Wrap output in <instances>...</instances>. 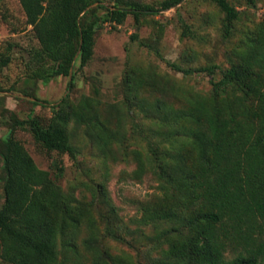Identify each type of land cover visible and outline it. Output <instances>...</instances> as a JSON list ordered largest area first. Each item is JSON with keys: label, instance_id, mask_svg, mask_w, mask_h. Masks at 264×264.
<instances>
[{"label": "rangeland", "instance_id": "1", "mask_svg": "<svg viewBox=\"0 0 264 264\" xmlns=\"http://www.w3.org/2000/svg\"><path fill=\"white\" fill-rule=\"evenodd\" d=\"M89 1L123 7L162 0ZM229 3L237 16L227 35L223 14L209 0H182L137 21L126 16L103 24L89 61L72 63L61 102L68 77L49 75L54 66L35 58L39 46L17 0H0V60L8 59L0 67V141L5 135L18 141L65 199L69 215L56 236L57 264H160L170 242L187 237L177 222L141 221L144 207L172 205L173 186L156 175L158 164L174 166L179 155L185 163L191 153L181 120L162 105L176 110L188 100L209 99L221 75H183L168 65L225 70L235 64L264 77V0ZM96 4L88 21L105 13ZM57 110L66 116L71 156L44 151L9 114L45 127ZM3 180L0 160V206ZM258 238L264 240V230ZM238 251L229 245L225 259Z\"/></svg>", "mask_w": 264, "mask_h": 264}, {"label": "trees", "instance_id": "2", "mask_svg": "<svg viewBox=\"0 0 264 264\" xmlns=\"http://www.w3.org/2000/svg\"><path fill=\"white\" fill-rule=\"evenodd\" d=\"M181 1L106 7L89 0H17L39 46L35 58L53 64L50 76L68 77L61 102L68 97L72 63L77 58L82 67L89 61L93 37L103 24H120L126 16L137 21ZM209 1L223 14L227 35L236 10L230 0ZM94 3L105 13L88 21V15L95 16L89 9ZM7 64L8 59L0 60V67ZM168 66L183 75H212L218 70L221 77L211 83L209 99L188 100L176 110L160 103L181 120L184 145L191 150L185 163L179 155L174 166L158 164L156 175L173 186L172 205L143 208V223L173 221L187 230L184 240L170 242L166 261L160 264H260L264 258V240L258 238L264 230V77L235 64L225 70L217 65ZM9 114L13 126L27 128L44 151L72 155L66 116L60 110L45 127L34 118L17 121ZM0 160L4 173L1 263L57 264L56 236L64 232L69 215L64 197L48 173L38 169L10 135L0 141ZM231 244L240 251L226 260L224 252Z\"/></svg>", "mask_w": 264, "mask_h": 264}]
</instances>
